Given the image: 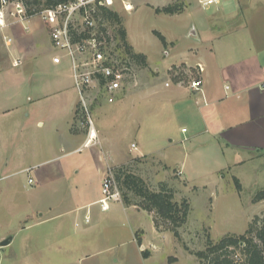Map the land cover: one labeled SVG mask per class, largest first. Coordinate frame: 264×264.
I'll return each mask as SVG.
<instances>
[{"label":"rangeland","instance_id":"rangeland-1","mask_svg":"<svg viewBox=\"0 0 264 264\" xmlns=\"http://www.w3.org/2000/svg\"><path fill=\"white\" fill-rule=\"evenodd\" d=\"M131 1L134 5L132 11L125 12L120 8H117V11L127 32V42L133 51L142 52L147 58L146 66L135 61L138 79L135 95L128 93L126 96L123 95V98L118 96L114 102L109 103L104 101L105 98L99 92H92L88 99L89 117L95 129L107 136L100 144L95 141L68 155H63L68 150L63 148L55 154L54 132L52 134L46 132L45 126L42 125L35 126V121L32 120L30 128L40 136L35 138L33 145L28 144L20 148L5 147L4 155L3 148H0V157L10 159L9 168L5 171L0 164L3 171L0 176L16 167H27L21 174L0 178V236L9 237L12 235L10 231L24 226L32 219L36 220L37 211L38 213L44 211L48 213L47 215L55 214L96 199L102 195L101 183L108 168L127 165L144 179L150 188L157 189L160 182H166L173 189L176 200L183 197L187 199L190 204L187 221L178 228L177 236L171 230L158 231L155 228L163 234V251L155 252L151 258H144L137 248V243L133 241V234L139 227L136 230L137 234L142 233V228L147 233L146 238L150 236L148 229L153 216L142 209L123 208L121 191L117 187L119 198L108 201L110 210L102 213L98 203L89 205L91 220L88 233L80 236L86 248L84 251L88 255L79 264H197V259L190 251L204 249L207 234L213 241L228 233L241 234L255 216L259 218L264 216V201L256 203L251 201L257 191L264 190V159L254 156L244 165L240 167L236 165L229 171L227 168L229 156L227 154L220 156L211 144H203V140L180 141L185 135L181 133L180 128L188 129L189 121L181 107L172 109L166 105L167 101L163 99L160 83L170 74L167 68L179 61V57L184 54L183 51L188 48L196 50V53L204 49L208 52L209 44L214 43L215 48L221 43H227L229 38H238L239 36L232 35V29L236 30L244 20L226 19L227 17L216 14V5L202 9L197 0H161L155 1L154 4H149L146 0L139 3H135L137 0ZM220 1L221 12L227 14L231 9L230 4L228 5L231 0ZM172 3L183 6L182 12L165 14L154 11L156 7ZM28 9L33 10L34 7L30 6ZM215 20L217 23H213ZM213 27L224 31L220 34L218 42L211 40L207 32ZM154 30L166 38L176 39V47L164 46L153 33ZM164 48L170 52L168 56H164ZM39 49L40 53L43 52L41 46ZM54 50L65 56L63 51L52 47L50 52L37 54L36 58L28 59L17 68L9 66L4 72L27 80L29 84L27 92L50 93L54 89V64L51 60ZM116 53L120 57L127 56L120 41ZM203 58L207 59L205 56ZM33 61L39 65H32ZM58 67L62 77L66 78L70 74L72 77L69 59L66 56ZM170 67L175 69L181 67L178 69L181 76L179 80L186 84L196 79L194 67L190 72L183 70V65ZM131 88L133 87L129 89ZM76 102H79L78 92ZM115 105L119 106L117 113L107 115ZM79 107L78 103L76 105L78 114ZM84 115L83 117L81 113L78 118L82 120L86 113ZM131 144L136 148H132ZM55 155L57 157H54ZM64 164L69 174L68 179L57 181L54 192V179L49 177L61 172ZM222 167L225 169L217 171ZM180 168L182 176L178 170ZM29 178L32 179L31 182ZM234 178L241 183V190L237 188ZM47 179L53 182L46 183ZM44 180L46 184H42ZM73 183L77 184L74 190L70 188ZM85 208L80 210L81 215ZM57 218L59 221L73 220L74 213H64ZM81 227L82 222L76 229H82ZM63 230L68 232V227ZM35 232L40 235L43 232L47 235L52 233L50 228H35L31 231L32 237L35 236ZM62 235L57 237L58 241L66 244L68 249L65 255L60 253L62 257L60 255L56 257L54 250V264L60 260H70L73 253ZM18 238L19 235L12 242V248L9 247L10 244L0 248V250L7 248L1 251L4 257L0 254V264H8L7 255L11 249L19 250ZM46 246L45 254L37 253V259L44 258L38 260L39 262H50L45 260L46 254L49 253L46 249L50 245ZM141 249L150 252L148 248Z\"/></svg>","mask_w":264,"mask_h":264},{"label":"crops","instance_id":"crops-1","mask_svg":"<svg viewBox=\"0 0 264 264\" xmlns=\"http://www.w3.org/2000/svg\"><path fill=\"white\" fill-rule=\"evenodd\" d=\"M146 1L149 4H154L155 1L161 0ZM139 2H142V0H137L135 3ZM229 4L231 9L227 14H224L221 12L220 1L216 5L215 13L227 17L226 19L240 18L244 20L236 30L232 29V35L239 37L229 38L227 43H221L215 48H213L214 43L209 44L208 52L204 49L198 50L199 53H196V50L192 51L193 49L187 48L182 52L184 54L179 57V61L170 65H183V70L189 72L194 67L196 69V79L202 82L201 89L192 90L187 86L188 83L183 86L178 85L176 82L177 78L180 77L172 78L171 72L160 83V88L163 99L167 101L166 105L171 106L172 109L178 106L181 107L183 114L189 121L186 132L181 131V133H185L184 137L182 136L184 140L181 137L180 141L200 142V140H203V144H211L217 154L220 156L227 154L229 156L230 161H228L227 168L231 171L236 165L240 167L254 156L264 159V0H231ZM249 11L251 14H249ZM213 23H217V20ZM207 32L211 36V40L218 42L220 34L224 31L213 27ZM6 37L11 39L9 45L5 44ZM164 38L167 42L166 47H176V39ZM40 46L43 50L41 53ZM51 48L47 25L38 16L28 17L23 22H17L9 18L6 27L0 30V148H3V155L5 147L20 148L28 144L33 145L35 138L40 137L30 128L32 120L35 121V126L42 125L45 126L46 132L51 134L54 132L55 154L63 148H68L63 155L72 154L82 146L95 141L100 144L107 138L105 134H102V131L96 130L94 123H92L96 137L89 139L87 126L82 124L85 118L82 120L78 118L81 113L78 114L76 111L78 102H76L77 92L73 87V78L71 74L66 78L59 74L60 68L58 65L65 60L64 55H60L54 50L53 56L59 55L61 61L60 63L52 62L54 64V89L50 93L40 91L32 94V91L27 92L29 85L27 80L21 76L16 77L4 72L9 66L17 68L26 63L28 59L36 58L37 54L50 52ZM163 51L164 56H168L170 53L166 48ZM200 53L205 54L201 55ZM14 61H17V63L14 64ZM31 63L32 65H39L36 61ZM170 66L167 68L168 70L171 68ZM198 66L201 68L200 71L197 69ZM170 76V85L165 86V82ZM136 88L128 89L127 92L125 90L126 93H123L124 90L117 92L116 98L118 96L123 98L128 93L135 95ZM104 101L107 102L105 99ZM118 107V105H115L113 109L107 112V115H115L119 110ZM182 128L185 127L180 129L182 130ZM87 140H90V143H87ZM54 157H57V155ZM9 161L8 157H0V164L3 165L4 171L9 168ZM26 169L27 167H16L9 173H3L0 178L21 174ZM223 169L225 167L219 168L217 171L220 172ZM60 170L61 172L54 175V177H49L54 179V192L56 190L55 183L59 180L68 179L69 176L66 171V164ZM178 170L182 176L181 168ZM1 172L3 171L0 168ZM38 180L40 181V179ZM50 182H53V180H46V183ZM46 183L44 180L42 184ZM76 187L77 184L73 183L70 188L74 190ZM100 197L64 212L47 215L48 213L44 211L40 213L37 211L38 218L36 220L32 219L26 222L24 226L10 231L12 235L9 237H6V235L0 236L1 248L6 245L2 244L4 240L7 239V244L11 245L19 235V250H10L11 252L7 255L8 264H54V250L56 257H59V255L66 253L68 249L66 244L64 245L62 241H58L57 237L62 234L68 242L67 246L71 248L73 253L70 260H60L56 264H79L82 262L88 254L84 251L86 248L80 236L88 233V225L91 220L89 205L97 203ZM121 206L139 210L136 206H124L122 202ZM84 207H86L85 211L81 215L80 210H83ZM110 209L111 206H109ZM100 211L105 213L101 209ZM64 213H74V219L59 221L57 217ZM86 215L89 216V222L84 220ZM77 219H80V221ZM80 222H82V229H76ZM65 227H68V232L63 230ZM35 228H50L52 233L47 235L43 232L40 235L35 232V236L32 237L31 231ZM138 229L139 227L134 231L133 241L137 243L139 252L143 247L148 248L150 252L147 258H151L155 252L163 251V234L155 229L152 221L148 229L150 236L147 238L146 231L141 228L142 233L137 234L136 230ZM46 245H50V247L46 249L49 253L46 254L47 258L45 260L50 262H39L38 260H44V258L37 259V253L45 254ZM9 247L12 248V245ZM4 249L7 248L0 250L2 257L4 255L1 251Z\"/></svg>","mask_w":264,"mask_h":264},{"label":"built area","instance_id":"built-area-1","mask_svg":"<svg viewBox=\"0 0 264 264\" xmlns=\"http://www.w3.org/2000/svg\"><path fill=\"white\" fill-rule=\"evenodd\" d=\"M197 2L202 9H207L218 5L220 0ZM102 8L115 10L117 13V8L130 12L134 5L131 0H68L41 7L37 11L33 9L31 14L28 13L25 0H0V30L6 27L9 18L23 22L28 17L38 16L47 25L52 47L63 51L69 59L73 85L79 94V112L83 115L86 113L82 124L87 126L89 139L96 137L93 134L92 119L89 117L88 99L92 92H99L111 103L115 101L117 92L138 85L136 62L128 56L120 57L116 53L120 40L114 27L108 26L102 17ZM10 40L6 37L5 44L9 45ZM60 61L59 55L52 56L53 63ZM16 63L17 61H14V64ZM178 68H169L172 78L181 77ZM197 69L201 70L199 66ZM177 80L178 85L185 84L179 78ZM170 81L171 76L165 86H169ZM187 86L192 90H200L202 82L193 79ZM181 131L186 132V129L182 128ZM87 143H90V140H87ZM131 147L136 148L134 144H131ZM101 194L97 203L102 211L109 209V200L119 198L111 169H108L102 180ZM84 220L89 222V216H84ZM234 258L238 259V255L235 254Z\"/></svg>","mask_w":264,"mask_h":264},{"label":"trees","instance_id":"trees-1","mask_svg":"<svg viewBox=\"0 0 264 264\" xmlns=\"http://www.w3.org/2000/svg\"><path fill=\"white\" fill-rule=\"evenodd\" d=\"M66 1L68 0H25V3L27 8L33 6L34 11H37L39 7ZM182 10L183 6L177 3L154 8L156 13L165 14H176ZM28 13L33 12L28 9ZM101 13L108 26H114L126 55L141 63L142 66H146L145 55L133 51L132 46L127 42L126 30L118 13L115 10L104 8L101 9ZM153 33L164 46L167 45L162 34L156 30ZM111 171L116 188L118 187L121 191L124 206L136 205L139 209L152 214V222L158 231L168 229L175 236L178 235L177 230L186 223L190 211L187 199L183 197L176 200L173 189L166 182H160L157 189L150 188L144 179L135 174L127 165L112 167ZM234 181L237 188L241 190V185L236 178ZM262 200H264V190L257 191L251 199L253 203ZM138 243L140 244L139 240ZM190 253L197 259V264H264V216L261 218L255 216L241 234L228 233L217 241H213L207 234L204 249L190 251ZM141 254L144 258L149 256L148 251L142 250ZM235 254L238 255L239 260L234 258Z\"/></svg>","mask_w":264,"mask_h":264},{"label":"water","instance_id":"water-1","mask_svg":"<svg viewBox=\"0 0 264 264\" xmlns=\"http://www.w3.org/2000/svg\"><path fill=\"white\" fill-rule=\"evenodd\" d=\"M7 243H8L7 239L2 242V244H7Z\"/></svg>","mask_w":264,"mask_h":264},{"label":"bare ground","instance_id":"bare-ground-1","mask_svg":"<svg viewBox=\"0 0 264 264\" xmlns=\"http://www.w3.org/2000/svg\"><path fill=\"white\" fill-rule=\"evenodd\" d=\"M93 133V132H92ZM94 134V136H95V132L93 133Z\"/></svg>","mask_w":264,"mask_h":264}]
</instances>
